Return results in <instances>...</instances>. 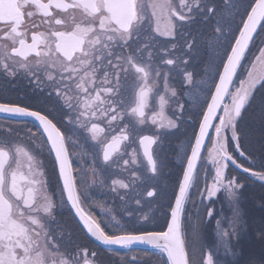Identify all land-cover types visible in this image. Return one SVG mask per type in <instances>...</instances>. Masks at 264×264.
<instances>
[{
  "label": "snow or ice",
  "instance_id": "1",
  "mask_svg": "<svg viewBox=\"0 0 264 264\" xmlns=\"http://www.w3.org/2000/svg\"><path fill=\"white\" fill-rule=\"evenodd\" d=\"M130 76L137 90L127 99ZM0 77L32 85L22 98L0 99V264H97L57 221L63 208L108 250L145 246L161 264H264V226L258 259L241 261L243 249L232 245L243 229V190L264 187V0H0ZM250 111L261 127L258 167L245 147ZM186 117H195L187 128ZM172 136L187 137L175 160L163 148ZM81 138L92 148L86 167L72 159ZM45 154L51 175L37 159ZM201 161L212 166L202 190ZM176 167L164 224L151 228L155 218L139 209L168 198L165 170ZM116 170L130 179L111 178ZM93 187L124 202L119 215L101 207L107 228L85 209ZM193 187L201 204L223 193L232 209L227 228L215 220L212 247L201 230L214 210L199 213Z\"/></svg>",
  "mask_w": 264,
  "mask_h": 264
},
{
  "label": "rangeland",
  "instance_id": "2",
  "mask_svg": "<svg viewBox=\"0 0 264 264\" xmlns=\"http://www.w3.org/2000/svg\"><path fill=\"white\" fill-rule=\"evenodd\" d=\"M2 82H7L8 83L9 82V79L8 78L0 77V83H2ZM23 82H27V81L25 79H22V83ZM170 105H172V104H170ZM172 106L175 107V105H172ZM172 110H173V108H171V109H168L167 108V110H166L167 114L168 115H171ZM251 114L252 113H250L249 115H251ZM249 115H248V117H249ZM248 117L246 118L245 122L251 127V129H252V135H251V142H246L245 143V147L250 152H252L254 155L257 154V155L260 156V152H261V127L260 126H255L256 125V122H255V125H254V122H253V124H251V121L247 122ZM80 142L83 143V140H80ZM84 148L87 149L86 146H84ZM84 148L83 147H82V149L79 148V157H78V165L79 166H82V167H86V164L82 162L81 157H83L84 162L87 161L88 164L91 163V152H92V149H91V151H84ZM237 156H238V154H237ZM39 157L41 158L42 156H39ZM45 161L48 164H50L49 161L47 160V158L45 159ZM204 163H205V165L207 164L208 166H211V164L207 163L206 161ZM51 168H52V165H51ZM116 171L118 172V175L117 176H113V177H116V178L122 177L124 179H127V177H128V179H130V177L128 176V174H126L124 172H119V170H116ZM166 171H167V169L165 170V173H166ZM231 172L233 174H235L238 171H236L235 169H233L231 167ZM121 174H123V175L120 176ZM241 176H246V175H244V174L241 173ZM248 179L251 180V177H248ZM248 190H253V188H248L246 191H248ZM220 194H222V193H220ZM58 195L59 194L57 193V196ZM114 197H115V194H112V193H110L107 196L105 195L104 197H101L100 196V187H93V188H90L89 189V198H88V200L91 201V203L88 202V203H86V205L87 206L89 204H92L93 205V207H94L93 209L94 210L93 211L91 210V211L99 219H101L102 221L105 222L104 223V226L106 228H107V221L111 219V215L107 211L103 212V214H102L101 207H103L104 209H111L112 214L119 215L120 212H121V205L122 204L121 203L112 202L113 199H114ZM254 202H255L254 200L252 202L246 201L245 203L248 206V208H246V209L247 210L250 209L249 208V205L253 206L255 204ZM196 205L199 208V213L200 214H204L206 212V207L205 206L211 207L210 203H206V204H196ZM188 210L193 215H196L197 209L194 208L193 205H191ZM60 212H62V210H60ZM149 215L155 218L154 219V222L151 225H149V227L155 228V229H159L161 226H163L164 219L162 217L159 218L158 215L155 214V212H153V213L150 212ZM231 215H232V209H231V207L228 208V207H226L225 204H224V209H220L219 211H217V216L220 217L219 219L222 221L223 225L226 226V227L228 225V220L231 217ZM63 217H66V216H63ZM66 219L67 218H62L61 219V223L63 225H64V223L66 224ZM62 220H63L64 223L62 222ZM262 221H264V218L263 219H260V220H255V218L254 219H250V221L248 223L249 224L248 230L251 231V230L254 229L253 226L254 227L256 226V231L259 232V230L261 229L260 227L262 226ZM67 227H68L67 230L70 229L71 236H73V237L76 238V243L78 245H81V246L86 245L88 248H91V246H92L95 249H99L97 246L93 245L84 234H83V236L85 238L83 236H81L79 230L76 228V226L74 224L73 219H71V218L69 219V223H68ZM214 227L210 226V224H208V221H207V223L204 225V227L201 230L203 242L208 247H211V244L213 246L216 243V236H215ZM252 237H253V235H252ZM249 238H250V236L247 237L246 240H248ZM255 238H256V241H257V243L255 245H256V247H258L256 250L254 249V247H252V248H250V250H248L247 246L245 247V245L244 244H241L240 241L239 242H236L235 239L232 240L233 247L237 251H239L240 249H243V251L245 253V255H243V256L240 257L241 261L248 259V257L250 255H254L257 259L259 258L262 245H261L260 241L258 242V240H259L258 233L256 234V237ZM137 252H139V251H132V252H129L128 254H131V257H132ZM145 253L146 252H144L143 255L136 256L137 257L136 261L133 262V261L130 260V261H128V263L129 264H152V259L153 258L151 256H149V255H145ZM149 253H151V255H155L157 257V261H161V259L163 258V256L161 254H159V253H155V252H149ZM220 255H221V258H223V252L222 251H221Z\"/></svg>",
  "mask_w": 264,
  "mask_h": 264
},
{
  "label": "flooded vegetation",
  "instance_id": "3",
  "mask_svg": "<svg viewBox=\"0 0 264 264\" xmlns=\"http://www.w3.org/2000/svg\"><path fill=\"white\" fill-rule=\"evenodd\" d=\"M159 41H161V45L160 46H166L169 41L164 38V37H158L157 38ZM255 49V47H254ZM208 53L207 51L204 52V56L207 57ZM249 60L252 59L251 56H249L248 58ZM28 83H29V88L31 89L32 88V85L30 83L29 80L25 79ZM22 86V87H21ZM178 87V85H177ZM23 88V84H22V78H17V79H11V81L9 83H0V99H5V100H15L17 99L18 97L19 98H22L24 96V94L26 93V89H22ZM161 88H162V85H161ZM137 89L135 88V83L133 82V78L132 76H130L129 78V81H128V87L126 89V98L127 99H131L132 96L134 95V92L136 91ZM181 99V102H183V99L184 98H180ZM169 106H172V105H169ZM251 112H249L250 114ZM148 114L151 115V108L148 110ZM248 114V115H249ZM248 115H246L245 117V120L246 118L248 117ZM186 125L185 127L187 128L188 125V121L190 120V117H186ZM257 118L253 117V115H249L248 119H247V122L249 121H252V120H256ZM5 118H0V126H2L4 123H5ZM14 127H19L21 128V130H23V128L25 127L24 125H14ZM27 127H32V125H27ZM191 135V129L188 128V136ZM187 139V137H184V136H172V137H169L163 144V148L165 150V152L168 154L169 158L170 159H173L175 160V154L173 152V149H176V148H180L183 147V144H182V141H185ZM209 145H211L210 143H208V147ZM155 147V146H154ZM182 149V148H180ZM129 151H131V149H129ZM33 155H36V153L34 152ZM256 156V167H258V163H259V156L258 155H255ZM47 158V160L49 161V163L52 165V158L50 156H47L46 154L44 156H42L41 158L39 156H37V159L40 160V161H43V164H44V168L48 171L47 173L49 175L52 174V168H51V165L48 164L45 159ZM239 162L245 164V163H248L247 161H244L243 158H239ZM24 171H26L27 169H23ZM126 173V172H124ZM128 174V173H126ZM123 174H121L120 176H122ZM112 178V177H111ZM52 180H53V186H54V182H55V177L52 176ZM126 180H129L128 177ZM173 178L170 179L169 181H171V185H173ZM108 183H110V179L108 181ZM138 184V188L140 191H143V186L142 187H139L140 183L137 182ZM253 188L256 190V194L262 190V186L257 183V182H251V183H248L246 188ZM246 188L243 190L245 191ZM202 190V189H200ZM58 191V190H57ZM100 193H103L105 194L106 196L109 195L110 192L107 188H100ZM113 194V193H112ZM262 198V197H261ZM145 199L149 200L150 198H147L145 197ZM86 203L88 202H91L89 200H86L85 201ZM93 202V201H92ZM160 206L165 209V205H166V201H160L159 202ZM163 215V214H161ZM63 216H66V217H63ZM62 218H67L66 219V224L64 223V225L61 223V219ZM69 219H70V213L69 212H60V210H58V215H57V221L62 225L64 226L65 229H67V225L69 223ZM78 229V228H77ZM81 236H82V232L80 229H78ZM68 232H70V229L68 230ZM72 238H74V240L76 241V238L72 236ZM80 247L82 248H85L87 249V251L89 253L91 252H96L97 253V256H96V261H97V264H127L128 261H132L131 257H129L128 253L127 252H119V251H114V250H105L103 248H99V249H95L94 247L91 246V248H88L86 245H79ZM129 264V263H128Z\"/></svg>",
  "mask_w": 264,
  "mask_h": 264
},
{
  "label": "bare ground",
  "instance_id": "4",
  "mask_svg": "<svg viewBox=\"0 0 264 264\" xmlns=\"http://www.w3.org/2000/svg\"><path fill=\"white\" fill-rule=\"evenodd\" d=\"M180 148H183V147L180 146ZM177 172H179V168L178 167L172 168V169H167L166 174H164V183L168 186V198L165 199L166 204L168 203V200L171 198L172 191H173V185L170 184L171 181L169 183V177L171 175L177 173ZM139 187H142V185H139ZM57 193H58V191H57ZM132 194L134 195L135 193H132ZM243 196H244V193L242 194V196L240 197V199L243 198ZM112 202L121 203V204L124 203V202L120 201L118 199V197H116V196L114 197V199H113ZM260 202H261V196L258 195L257 200H256V202L254 204V208L253 209L251 208V209L246 210L244 206H242L240 208L241 209V213H242L243 221L244 220L254 219L255 216H259V213L257 212V210H258L257 208H258V205H259ZM191 205H192V203H189L187 205V207H190ZM131 207L137 208L138 206L133 203L131 205ZM162 211H163V208L160 206L159 203H145L144 206L139 209V212L140 213H148L149 214L150 212H152V213L155 212V214H157L159 218H161ZM224 227L227 228L226 226H224ZM246 232H247L246 221H244L243 222V229H242L240 235L244 236L246 234Z\"/></svg>",
  "mask_w": 264,
  "mask_h": 264
},
{
  "label": "trees",
  "instance_id": "5",
  "mask_svg": "<svg viewBox=\"0 0 264 264\" xmlns=\"http://www.w3.org/2000/svg\"><path fill=\"white\" fill-rule=\"evenodd\" d=\"M253 122H254V125H255V122H256V125L255 126H260V123H259V120L258 119H256V120H252L251 121V124H253ZM255 155H257V154H255ZM259 156V155H258ZM255 220H257V219H255ZM258 220H260V218H258ZM248 226H249V224H248ZM262 227V226H261ZM260 227V228H261ZM253 230H252V232H250V231H248V227H247V232H246V234L244 235V236H242V238L240 239V240H246V238L247 237H249L250 236V238L248 239V240H246V241H243V244L245 245V247L247 246V248H248V250H250V248H252V247H254V249L256 250L258 247H256V243H257V241H256V234L258 233L257 231H256V226L254 227L253 226ZM252 235H253V237H252ZM258 242H259V240H258Z\"/></svg>",
  "mask_w": 264,
  "mask_h": 264
},
{
  "label": "water",
  "instance_id": "6",
  "mask_svg": "<svg viewBox=\"0 0 264 264\" xmlns=\"http://www.w3.org/2000/svg\"><path fill=\"white\" fill-rule=\"evenodd\" d=\"M74 214V213H73ZM77 220H78V218H77ZM79 221V220H78ZM82 226V225H81ZM85 232H86V230H85ZM86 234H87V232H86ZM88 235V234H87ZM95 243H97V244H99L97 241H95L94 240V238H92L90 235H88ZM134 247H136V246H134ZM136 248H146L145 246H138V247H136Z\"/></svg>",
  "mask_w": 264,
  "mask_h": 264
}]
</instances>
